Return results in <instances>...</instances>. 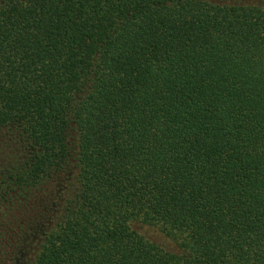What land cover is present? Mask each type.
<instances>
[{"label": "trees", "instance_id": "obj_1", "mask_svg": "<svg viewBox=\"0 0 264 264\" xmlns=\"http://www.w3.org/2000/svg\"><path fill=\"white\" fill-rule=\"evenodd\" d=\"M0 264H264V0H0Z\"/></svg>", "mask_w": 264, "mask_h": 264}]
</instances>
